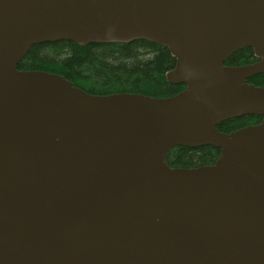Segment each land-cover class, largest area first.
Segmentation results:
<instances>
[{
  "label": "water",
  "instance_id": "obj_1",
  "mask_svg": "<svg viewBox=\"0 0 264 264\" xmlns=\"http://www.w3.org/2000/svg\"><path fill=\"white\" fill-rule=\"evenodd\" d=\"M57 40L159 44L184 87L99 95L17 68ZM259 73L264 0H0V264H264ZM244 115L262 119L216 128ZM205 145L212 164L166 162Z\"/></svg>",
  "mask_w": 264,
  "mask_h": 264
},
{
  "label": "trees",
  "instance_id": "obj_2",
  "mask_svg": "<svg viewBox=\"0 0 264 264\" xmlns=\"http://www.w3.org/2000/svg\"><path fill=\"white\" fill-rule=\"evenodd\" d=\"M250 47L237 50L225 61L226 65H243L256 61ZM175 59L168 49L146 40L128 43H90L84 46L69 40L42 42L30 46L20 59L21 70H43L56 73L91 94L137 92L151 96H170L183 89L165 79V72ZM248 83L264 86V73L247 79ZM262 116L244 115L227 119L216 128L230 132L260 122ZM217 148L176 146L166 154L171 167H195L212 164L218 157Z\"/></svg>",
  "mask_w": 264,
  "mask_h": 264
}]
</instances>
